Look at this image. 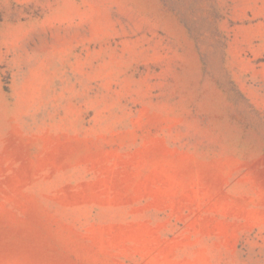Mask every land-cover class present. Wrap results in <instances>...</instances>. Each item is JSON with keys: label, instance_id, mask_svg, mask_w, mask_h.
Returning a JSON list of instances; mask_svg holds the SVG:
<instances>
[{"label": "rangeland", "instance_id": "rangeland-1", "mask_svg": "<svg viewBox=\"0 0 264 264\" xmlns=\"http://www.w3.org/2000/svg\"><path fill=\"white\" fill-rule=\"evenodd\" d=\"M0 264H264V0H0Z\"/></svg>", "mask_w": 264, "mask_h": 264}]
</instances>
